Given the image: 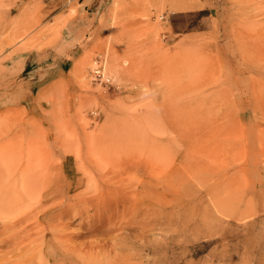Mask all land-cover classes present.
I'll list each match as a JSON object with an SVG mask.
<instances>
[{"label":"rangeland","instance_id":"rangeland-1","mask_svg":"<svg viewBox=\"0 0 264 264\" xmlns=\"http://www.w3.org/2000/svg\"><path fill=\"white\" fill-rule=\"evenodd\" d=\"M0 165V264H41L4 227L66 207L53 264H264V0H0ZM92 184L127 203L69 207Z\"/></svg>","mask_w":264,"mask_h":264},{"label":"bare ground","instance_id":"bare-ground-1","mask_svg":"<svg viewBox=\"0 0 264 264\" xmlns=\"http://www.w3.org/2000/svg\"><path fill=\"white\" fill-rule=\"evenodd\" d=\"M26 151H28V149ZM26 151H25V153H26ZM118 157H119V155H118ZM2 165L4 166V164H2ZM3 166H2V168L4 170L3 175L4 174L7 175L8 176L7 179H8L9 182H13V183L19 185L20 188L23 187V190H27L28 189V187L26 185H30V181L32 179L36 178V175H37V172H38L37 169H36V166L34 167L32 165L31 166L29 165V166H26L24 168V172H23L24 176L22 175L21 179H19V177L17 176L18 177V179H17V177H16L17 174L13 173L17 169H15L13 167H12L13 169H11V164L5 165V169H4ZM0 170H1V165H0ZM20 171H23V169L20 168ZM0 175H1V172H0ZM9 175H12V176H9ZM28 177H30L29 181L26 180ZM2 178L0 177V179H2ZM79 180H78V182H79ZM78 182L73 184L74 188H76L78 186ZM6 185L8 187L9 183L6 184ZM8 188H11V187L9 186ZM99 188L100 187H98L97 185L92 184L91 187L89 185L86 186V188H84V190L81 191L80 193H73L72 195H73V198H75V200L73 201L72 206L69 205V207H72L73 209L75 207H81V208L83 207L84 208L85 205H87L90 201L92 202V201H95L93 199H96L97 201H96L95 206H94L95 209L93 208L95 210V212L93 214L97 216V220L105 221V220L110 219L111 218V214H112L114 208L117 207V204L119 203V201L121 202V204H126L127 203V199L125 198V196L127 194L123 193L120 197H118V199L114 200V202L112 203L111 199L108 198L109 196H107V197L105 196V195H110V193L108 191L109 189H105V188L104 189L103 188L99 189ZM12 189L16 190L15 186H13ZM12 189H11V192H12ZM28 190H31V189L29 188ZM7 191H9V190H7ZM51 192H52L51 190H49V192L46 191V193L42 196V198H39V201L37 202L38 207L36 209H41L42 207L45 206V204H43V201H44V199L47 200L49 198V194ZM99 203H101L100 208L98 206V205H100ZM23 205L24 204H22L20 206L22 207ZM11 207H12V205H10L8 208H11ZM32 207L33 206H31V205L29 206V208H32ZM18 208H20V207H18ZM67 215H69V213L67 211V207L63 208L60 211V216L59 217L56 216V214H51L50 217L57 218L56 219L57 222L54 225H52L51 223L49 224L48 222L46 223V222L40 220V219H42V217L40 215H38L35 218V222H37V223L40 222L41 223V228H39L36 231H32L33 227H29V226H24V227H21V228L17 227V226H20V224L29 216L28 214H26L24 216H21V217H16L13 220V222H12L13 225H11V226L5 225V227H4V231L3 232H10V234H9L7 240L5 241V243H28V244H31L33 242H36V243H38V247L36 248L37 249L36 251L34 250V248L33 249L28 248V250H27V251H29V250L31 251V255L28 258L30 260V262L33 259V257L35 256L37 258V260L40 261L41 264H53L50 261V259H49V257H51L50 256L51 255V253H50L51 251L47 247V243H57L58 246L62 247L66 251L70 252V251H72V249L70 248V246L67 243H74L72 241L73 235L77 236V235L80 234V232H76V233H72L73 235H70L69 233H65L64 232L65 228H67V224L64 223L62 220ZM67 218H71V217L68 216V217H66V219ZM47 224H49V225H47ZM51 225L53 227H50V229L52 230V233H53L54 236L52 237L53 238L52 240H48V237H49L48 234L49 233H48V231H46V229H47V227H49ZM100 228H105V227L102 224H98V225H96V224H88L87 228H85V230H87V231H96V230H100ZM57 231L58 232H62V233L61 234H57L56 233ZM123 237H125V235L115 234L114 237H113V242L114 243H120V241L122 240ZM115 238L117 239L116 241H114ZM18 239H19V242H17ZM138 241L139 242L131 241V243H140L138 246H140L141 249L142 248L143 249L146 248V249L149 250L151 248V246H152V248H154L156 251H158V250L160 251V247L159 246H156V245H151L150 246L149 243H147L148 240L146 238L140 237V238H138ZM83 243H85V242H82V244ZM87 243H92V242L89 241ZM144 243H147V244H144ZM173 246H172V249H173ZM73 249H75V248H73ZM256 251H258V253H260V254L264 253V246H260L259 245V247H258V249ZM151 252H153V251L151 250L150 253ZM173 255L174 254H172V256ZM148 256H151V254L148 255ZM145 258H146V256H145ZM165 261H166V259H165ZM154 264H163L162 263V256L158 255V257L156 258Z\"/></svg>","mask_w":264,"mask_h":264},{"label":"built area","instance_id":"built-area-1","mask_svg":"<svg viewBox=\"0 0 264 264\" xmlns=\"http://www.w3.org/2000/svg\"><path fill=\"white\" fill-rule=\"evenodd\" d=\"M91 79L95 82L103 83L108 82L109 78L104 74L102 60L98 59L94 62V67L90 71Z\"/></svg>","mask_w":264,"mask_h":264},{"label":"crops","instance_id":"crops-1","mask_svg":"<svg viewBox=\"0 0 264 264\" xmlns=\"http://www.w3.org/2000/svg\"><path fill=\"white\" fill-rule=\"evenodd\" d=\"M68 1H77V6L79 8L83 7L85 9L98 10L101 7H105L106 3H109L110 0H68Z\"/></svg>","mask_w":264,"mask_h":264}]
</instances>
